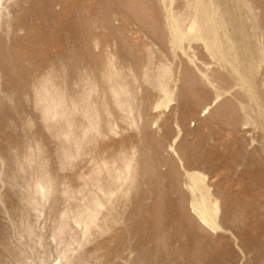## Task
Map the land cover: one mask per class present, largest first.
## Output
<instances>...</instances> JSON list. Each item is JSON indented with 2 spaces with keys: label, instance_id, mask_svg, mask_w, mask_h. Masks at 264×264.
Here are the masks:
<instances>
[{
  "label": "rangeland",
  "instance_id": "rangeland-1",
  "mask_svg": "<svg viewBox=\"0 0 264 264\" xmlns=\"http://www.w3.org/2000/svg\"><path fill=\"white\" fill-rule=\"evenodd\" d=\"M0 264H264V0H0Z\"/></svg>",
  "mask_w": 264,
  "mask_h": 264
}]
</instances>
